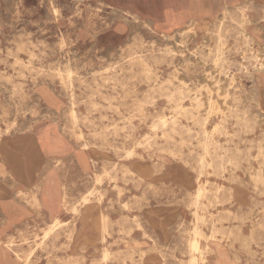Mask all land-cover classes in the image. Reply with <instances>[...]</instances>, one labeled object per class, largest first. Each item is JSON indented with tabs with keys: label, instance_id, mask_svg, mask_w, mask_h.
Listing matches in <instances>:
<instances>
[{
	"label": "rangeland",
	"instance_id": "obj_1",
	"mask_svg": "<svg viewBox=\"0 0 264 264\" xmlns=\"http://www.w3.org/2000/svg\"><path fill=\"white\" fill-rule=\"evenodd\" d=\"M255 37L264 0H0V264H264Z\"/></svg>",
	"mask_w": 264,
	"mask_h": 264
},
{
	"label": "bare ground",
	"instance_id": "obj_2",
	"mask_svg": "<svg viewBox=\"0 0 264 264\" xmlns=\"http://www.w3.org/2000/svg\"><path fill=\"white\" fill-rule=\"evenodd\" d=\"M225 8H226V6H225ZM243 33H244L243 38L246 37L247 39H249L250 34L247 32L246 29H243ZM261 41L262 40L259 39L258 37H255L253 40V42L259 46V49L257 48L258 51L255 55L257 62H256V65L253 66V70H248V77L253 79L255 82L260 79V77L262 76L261 74L264 71V59H263L264 52L262 50L260 51V47H263ZM248 50H249V48L244 49L243 53L246 54V52ZM211 70H212L210 72L211 74L207 75L206 79L208 82H211L212 80H215L217 82V85L215 87L211 86L212 87V89H211V107L212 108H223L226 111H231V108L234 105V103H233L234 99H233L232 93H235L237 95L239 93V90L235 89L234 87H231L228 89L227 86H225L224 84H220V82H221L220 79L222 77V73H221V70H220L218 65L213 66L211 68ZM242 79H243V76L240 75L239 80H240L241 87L244 86ZM234 80H236V79L234 78L233 81ZM261 83L262 84H260V85H263L262 80H261ZM259 93L264 94V89L263 88L260 89ZM261 115L264 116V109L261 110ZM199 193H200V189H199ZM199 248L200 247H199L198 241L197 240L192 241V243H191V249H192L191 264H201L200 257L196 255V251H198ZM201 259L203 260L204 257H202Z\"/></svg>",
	"mask_w": 264,
	"mask_h": 264
}]
</instances>
